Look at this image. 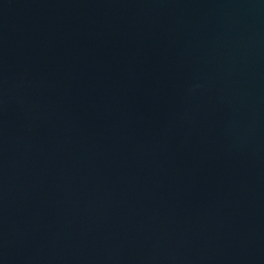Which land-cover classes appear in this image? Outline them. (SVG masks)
<instances>
[{
    "label": "water",
    "instance_id": "95a60500",
    "mask_svg": "<svg viewBox=\"0 0 264 264\" xmlns=\"http://www.w3.org/2000/svg\"><path fill=\"white\" fill-rule=\"evenodd\" d=\"M0 264H264V0H0Z\"/></svg>",
    "mask_w": 264,
    "mask_h": 264
}]
</instances>
